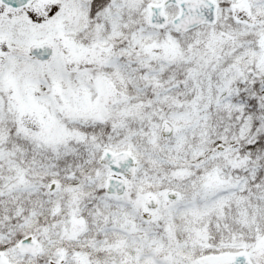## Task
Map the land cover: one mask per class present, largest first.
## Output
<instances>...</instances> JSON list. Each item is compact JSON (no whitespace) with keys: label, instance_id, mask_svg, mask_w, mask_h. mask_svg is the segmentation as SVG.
Masks as SVG:
<instances>
[{"label":"snow or ice","instance_id":"1","mask_svg":"<svg viewBox=\"0 0 264 264\" xmlns=\"http://www.w3.org/2000/svg\"><path fill=\"white\" fill-rule=\"evenodd\" d=\"M0 264H264V0H0Z\"/></svg>","mask_w":264,"mask_h":264}]
</instances>
